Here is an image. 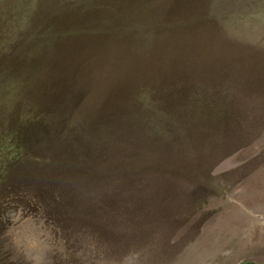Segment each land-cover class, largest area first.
<instances>
[{
  "label": "rangeland",
  "instance_id": "374dc122",
  "mask_svg": "<svg viewBox=\"0 0 264 264\" xmlns=\"http://www.w3.org/2000/svg\"><path fill=\"white\" fill-rule=\"evenodd\" d=\"M264 0H0V264H264Z\"/></svg>",
  "mask_w": 264,
  "mask_h": 264
},
{
  "label": "bare ground",
  "instance_id": "6f19581e",
  "mask_svg": "<svg viewBox=\"0 0 264 264\" xmlns=\"http://www.w3.org/2000/svg\"><path fill=\"white\" fill-rule=\"evenodd\" d=\"M248 221L242 222L243 226H246L245 222H248L249 225V235L247 240L243 242V251L249 250L253 246L259 245L260 243L264 244V214L263 215H252Z\"/></svg>",
  "mask_w": 264,
  "mask_h": 264
}]
</instances>
